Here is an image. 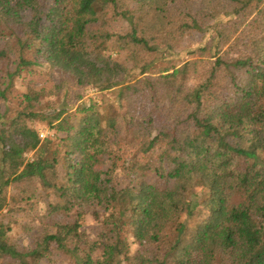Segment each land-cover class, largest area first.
Instances as JSON below:
<instances>
[{"label": "trees", "instance_id": "trees-1", "mask_svg": "<svg viewBox=\"0 0 264 264\" xmlns=\"http://www.w3.org/2000/svg\"><path fill=\"white\" fill-rule=\"evenodd\" d=\"M0 264H264V0H0Z\"/></svg>", "mask_w": 264, "mask_h": 264}, {"label": "rangeland", "instance_id": "rangeland-1", "mask_svg": "<svg viewBox=\"0 0 264 264\" xmlns=\"http://www.w3.org/2000/svg\"><path fill=\"white\" fill-rule=\"evenodd\" d=\"M125 87L128 88L129 90H137L138 89V87L136 86V84L134 82L126 84ZM117 88L118 87H110L107 83H103L100 85V87L98 89H89V90L85 91L84 94L86 97L95 98L98 95L102 94V92H104V91H112V90H116ZM36 128H37L41 137H44V136L52 133L44 125L36 124ZM122 152H119L118 156L119 155L121 156ZM95 228H97V225L94 222H92V221L87 222L86 229L91 231L92 229H95ZM15 229H18V227H15ZM15 229H14V231H16ZM14 231L11 232V235L14 234ZM134 248L135 247H133V249Z\"/></svg>", "mask_w": 264, "mask_h": 264}]
</instances>
